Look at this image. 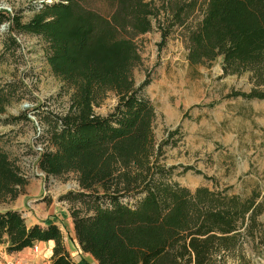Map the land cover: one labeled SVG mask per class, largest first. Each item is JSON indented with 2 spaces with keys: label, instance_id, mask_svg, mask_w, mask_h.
Masks as SVG:
<instances>
[{
  "label": "trees",
  "instance_id": "16d2710c",
  "mask_svg": "<svg viewBox=\"0 0 264 264\" xmlns=\"http://www.w3.org/2000/svg\"><path fill=\"white\" fill-rule=\"evenodd\" d=\"M171 24L183 25L198 0H162ZM22 8L0 6V60L19 46L18 33H32L46 44L45 59L69 93L56 111L36 102L5 122L35 120L36 165L44 174L72 171L78 186L68 200L74 237L99 264H227L242 237L251 233L261 199L170 178L162 146L176 129L156 141L153 105L131 71L139 62L135 37L148 31L159 8L153 0H39ZM201 16L185 24L186 58L191 63L221 57L222 72H249L248 90L227 92L264 97V0H203ZM168 32H161L162 38ZM108 90L117 100L105 114L95 112ZM27 92L22 78L0 76V112ZM31 113L33 118L30 117ZM26 177L16 157L0 141V204L24 190ZM52 221L26 222L19 208L0 207V245L6 252L53 240L51 264H77Z\"/></svg>",
  "mask_w": 264,
  "mask_h": 264
},
{
  "label": "rangeland",
  "instance_id": "374dc122",
  "mask_svg": "<svg viewBox=\"0 0 264 264\" xmlns=\"http://www.w3.org/2000/svg\"><path fill=\"white\" fill-rule=\"evenodd\" d=\"M37 1L0 0V6L8 10L23 7L22 17L26 19L33 11L29 6ZM153 2L159 12L152 17L148 31L135 37L140 58L131 75L134 85L148 80L143 90L154 109L152 132L155 140L166 137L170 129L177 130L170 138L175 142L162 146L160 161L173 166L171 179L191 189L199 184L212 186L215 183L217 187L228 185L230 190L241 195L253 189L257 191L261 211L255 218L252 232L242 237L238 251L227 264H264V97L226 94L248 90L252 81L246 71L222 72L220 55L195 64L186 58L184 26L200 18L199 7L203 0H198L200 4L184 25L171 24L169 8L166 3L163 6L162 0ZM2 28L0 26V30ZM164 28L168 32L162 38ZM17 39L19 46L12 55L7 54L0 60V76L22 78L27 92L0 112V141L8 154L16 157L26 177L24 190L18 195L19 205L27 210L29 205L41 204L42 209L37 213L39 219L50 220L63 216L64 207L69 212L71 203L59 199V195L77 188L75 174L68 171L58 176L45 175L35 160L36 150L42 146L35 138V120L8 123L4 118L36 102L45 101L48 107L63 110L69 93L46 62L43 38L32 33H18ZM116 100L115 91L108 90L105 98L93 106L95 112L105 114ZM14 202H1L0 207ZM50 205L52 208L48 210ZM60 220L62 222V217ZM63 229L68 231L64 225Z\"/></svg>",
  "mask_w": 264,
  "mask_h": 264
},
{
  "label": "crops",
  "instance_id": "0c3cea01",
  "mask_svg": "<svg viewBox=\"0 0 264 264\" xmlns=\"http://www.w3.org/2000/svg\"><path fill=\"white\" fill-rule=\"evenodd\" d=\"M19 195V194H18ZM16 196L14 199V203H10L8 206H11L13 208H19L22 211V215L25 216V219H29L28 223L32 222H41L45 223L47 220H43V218L39 219L38 214L39 210L42 209V205L38 204L36 207L35 206H28V209L26 210L24 207L19 205V196ZM43 201V200H42ZM52 208V205H50L47 209L50 210ZM44 209V208H43ZM54 209H57V206H54ZM65 214L63 216H54L53 219H50V221L55 222L59 225V228L62 231V238H63V243L65 244L70 256L72 259L76 261L77 264H99L97 259L93 258V256L87 252L83 251L80 247V244L77 243L75 237H74V232L72 229V219L67 211V209L64 207ZM29 217V218H28ZM60 217H62V222L60 220ZM63 225L65 226L68 231L63 229ZM53 240L51 238H48V240H37L33 243L32 246H25L21 249H19L16 252H6L3 247L0 245V264H5V258L9 254H19L22 256H25L29 258L32 261H36L37 264H51V260H49V256L52 251L53 247Z\"/></svg>",
  "mask_w": 264,
  "mask_h": 264
},
{
  "label": "built area",
  "instance_id": "2783aa9c",
  "mask_svg": "<svg viewBox=\"0 0 264 264\" xmlns=\"http://www.w3.org/2000/svg\"><path fill=\"white\" fill-rule=\"evenodd\" d=\"M4 261L5 264H37L36 261H32L29 258L19 254H9Z\"/></svg>",
  "mask_w": 264,
  "mask_h": 264
}]
</instances>
